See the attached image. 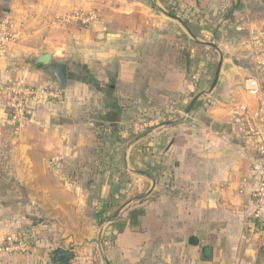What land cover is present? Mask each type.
I'll return each instance as SVG.
<instances>
[{"label":"crops","instance_id":"crops-1","mask_svg":"<svg viewBox=\"0 0 264 264\" xmlns=\"http://www.w3.org/2000/svg\"><path fill=\"white\" fill-rule=\"evenodd\" d=\"M84 1H66L63 8L57 9L59 17L76 11L70 10ZM213 1L195 0L193 6L202 2L199 6L207 11L216 6ZM90 3L91 9L99 11V21L92 27L90 40L88 37L74 41L72 33L80 23L63 24L54 18L55 13L43 20H33L34 16H29V0H0V19L10 20L15 35L14 41L0 52V121L2 102L8 104L3 88L11 83L8 80L16 76L19 83L27 85L54 84L55 78L44 66L37 67L41 64L35 62L36 57L50 52L52 62L66 64L68 56L74 54L99 80L117 81L116 86L110 85V95L104 103L108 109L105 120L111 125L125 123L130 117L126 104L143 105L146 127L143 131V191H149L154 182L155 188L143 202L128 207L126 213L120 215L123 228L115 232L113 241H106L108 261L111 264H264V227L253 215L252 189L256 179L252 165L256 149L251 140L235 129L231 117L237 103L253 105L255 102L245 91V83L240 86L233 78L239 67L228 65L226 52L223 73L212 92L207 93L213 82L211 61H207L199 73L192 65L181 66L174 38L171 33L163 32V23L156 31L158 20L155 19L152 24L156 27L149 25V30L143 32V15L138 11V2H129L125 6L128 10L113 5L112 0H90ZM118 11L124 13L120 15ZM128 24L130 28L126 27ZM228 50L230 55L236 54L232 48ZM252 71L259 78L260 73ZM75 81L77 91L85 94L91 91L89 100L93 104L94 93L98 96L96 94L104 92L102 83L94 89L87 80L76 78ZM120 88L124 90L121 92ZM71 91L64 89V93ZM117 93L121 95L116 97ZM200 93L206 95L192 99ZM186 104L188 106L182 110ZM50 105V110L43 115V130L60 137V143L53 141L49 152L66 156L70 150L77 154L70 160L83 164L84 160H89L84 159V152L90 151L91 163L99 164V158L94 156L99 150V144L94 142L98 134L94 128L96 114H81L76 123L78 139L71 144L69 138L63 139L59 130L65 125L64 112L56 111L62 105L57 102ZM168 121L173 122L165 124ZM132 160L131 146L125 151L127 169ZM46 162L54 166L57 160ZM139 163L142 165V160ZM90 229L83 234L82 240L87 238V244L81 245L79 240L73 239V249H70L73 256L67 264L92 263L95 247L90 240L95 231ZM3 234L0 226V239ZM49 234L63 236L67 232L52 228ZM191 237L197 241L191 243ZM39 242H35L28 253L0 255V264H61L62 261L52 262L51 248L41 247Z\"/></svg>","mask_w":264,"mask_h":264},{"label":"rangeland","instance_id":"rangeland-1","mask_svg":"<svg viewBox=\"0 0 264 264\" xmlns=\"http://www.w3.org/2000/svg\"><path fill=\"white\" fill-rule=\"evenodd\" d=\"M29 1L31 2L29 16H34L33 20H43L48 15L53 16V13H55L54 18L58 20L60 14L57 9L63 8L66 5L65 2L69 0ZM112 1L113 5L120 8H124L129 2H138V11L143 15V28H145L143 32L149 30V25L152 28L156 27L155 19L158 20L156 31L160 30V23H163V32L171 33L174 38V47L176 55L182 62L181 66L188 68L192 65V69L195 67V71L199 73L205 67V63L211 61V81L214 79L219 54L213 47L197 42L191 36L193 33L202 41H212L219 45L224 54V62L226 52L229 54L228 65L235 64L239 67L233 78L240 86H244L251 75L255 76L256 73L252 71L255 69L260 73V83L264 88V66L257 65L252 60L251 51L246 43L251 36L252 29L264 26V0H214L216 6L207 11L199 6L202 2L193 6L195 0ZM209 4L212 5V3ZM77 7H84L81 10L92 8L90 0H85L83 4L74 8ZM74 8L70 11L77 10ZM125 9L128 10L127 7ZM164 11L177 16L178 19H173ZM114 12L117 11L114 10ZM118 12L120 15L124 13ZM84 27L81 24L74 27L72 33L74 41L88 37L87 40L91 39L94 24ZM126 27L130 28L129 24ZM81 28L84 29L81 30ZM69 42H72L71 38ZM62 43H66L65 40ZM72 45L74 46L75 42ZM229 47L235 51V55H230ZM67 59L66 64L71 79L65 89L70 88L72 91L63 94V101L59 102L62 107L59 106L60 108L56 110L58 113L64 112L65 114L63 117L65 125L59 130L64 136L63 139L69 138V143H76L78 139L76 123L79 122L81 114H96L94 128L95 133L98 134L94 137V142L99 144V150L94 156L99 158V164L91 163L92 153L90 151L84 152V159L88 157L89 160H84L83 164H76L75 160H70L75 159L77 155L70 150L66 156L63 153L51 154L49 152L53 141L60 143V137H54L47 130H43V115L50 110L52 106L50 104L54 102H42L32 112H29L30 118L24 115L15 120L11 116L8 104L2 102L0 226L3 227L4 234L0 243L7 235L27 236L33 243L40 241L38 245L41 247L51 248L52 262H59L60 260L55 256L56 249L71 251L73 239L79 240L81 245L87 244L89 242L87 238L82 240L83 234H87L92 228L95 233L90 242L94 243L95 257L90 264H104V262L101 263L102 257L99 249L100 234L102 248L106 253V241H113L115 232L123 228V216L120 215L126 213L128 207L143 202V199L125 206L115 218L112 217L113 214L136 196L145 194L143 191V131L146 127L143 120V105L126 104L130 117L125 123L111 125L105 120V113L108 109L104 103L106 104L105 100L108 94L110 95L108 92L110 85L116 86L117 81L99 80L95 74L83 66L81 59L74 54L68 56ZM37 67L41 68L42 65ZM76 78L87 80L94 89L102 83L104 92L96 94L98 96L94 93L95 104L89 100L91 91L85 94L84 91L76 90V84L78 85ZM8 81L11 83L7 84L20 82L16 76ZM122 90L124 89L120 88L119 91L122 92ZM117 95L121 93H117L116 97ZM201 95H206V93H200L192 99L197 100ZM80 104L84 105V108H81ZM187 106L186 104L182 110H185ZM123 133L126 135L123 136ZM87 138L88 142H91V137ZM118 142L120 143L117 144ZM131 146L133 147V160L127 169L126 165L129 163L124 161L125 151ZM66 157L69 160H66ZM48 159L57 160L54 163L55 167L46 162ZM141 160L142 165L139 163ZM119 216V220L115 221ZM52 228L62 233L67 232V234L63 236L49 234ZM61 264L64 263L61 262Z\"/></svg>","mask_w":264,"mask_h":264},{"label":"built area","instance_id":"built-area-1","mask_svg":"<svg viewBox=\"0 0 264 264\" xmlns=\"http://www.w3.org/2000/svg\"><path fill=\"white\" fill-rule=\"evenodd\" d=\"M100 14L96 9L76 10L66 13L58 20L63 24L72 22L83 26H91L99 21ZM13 27L8 19H0V52H3L14 41ZM252 60L264 66V26L252 29L246 41ZM4 93L12 118L18 119L42 102H62L64 89L57 83L44 86H32L23 83L5 84ZM245 91L255 102L237 103L231 111L235 129L246 139L253 142L256 158L252 165L256 182L252 189V200L255 206L254 218L264 227V88L258 76H250L245 82ZM33 241L22 235H7L0 243V255L12 253H28L33 249Z\"/></svg>","mask_w":264,"mask_h":264},{"label":"water","instance_id":"water-1","mask_svg":"<svg viewBox=\"0 0 264 264\" xmlns=\"http://www.w3.org/2000/svg\"><path fill=\"white\" fill-rule=\"evenodd\" d=\"M165 13L168 16L172 17L173 19H176V20L178 19V17L175 16V15H173V14H170L168 12H165ZM191 36L197 42L213 47L217 51V53L219 54V61H218L217 70H216V73H215V76H214L212 85H211V87L207 91V93H211L212 90L217 85V83L219 81V78H220V75H221V72H222V68H223V64H224V54H223V51L221 50V48L218 45H216L214 43H211V42L202 41L201 39L197 38L193 33H191ZM35 62L37 64L43 65L44 66V70L46 72H48L50 75H52L55 78L56 83L61 88L65 89L67 87V85H68V79H69V72H68V69H67V65L66 64L52 62V54L50 52H47V53H43V54L38 55L36 57V59H35ZM193 103L194 102H192L190 104V107L193 105ZM190 107L187 109V113L190 111ZM24 115L27 118H30L31 117L30 113H25ZM172 122L173 121H168L165 124L168 125V124H171ZM154 188H155V182L153 183V185H152V187L150 188L149 191H147L145 194L138 195L134 199H132L131 201L127 202L125 205H123L122 207H120L113 214L112 217L115 218L125 208V206L130 205L132 202L138 201V200L139 201L142 200L144 197H146L147 195H149L153 191ZM100 240H101V234H100V237H99L100 254H101V257H102L103 261L106 264H109V261H108L107 257L105 256V253L103 251L102 244H101V241ZM190 241H191V243H195L197 241V239L195 237H191ZM55 256H56L57 259H59L60 261H62L65 264H67L68 261H69V259L72 258L73 252L72 251H69V250L62 249V248H58L55 251Z\"/></svg>","mask_w":264,"mask_h":264},{"label":"trees","instance_id":"trees-1","mask_svg":"<svg viewBox=\"0 0 264 264\" xmlns=\"http://www.w3.org/2000/svg\"><path fill=\"white\" fill-rule=\"evenodd\" d=\"M65 264V263H64ZM109 264H111L110 262H109Z\"/></svg>","mask_w":264,"mask_h":264}]
</instances>
